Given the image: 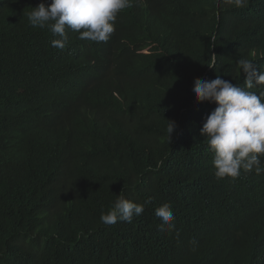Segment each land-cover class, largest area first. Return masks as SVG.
Masks as SVG:
<instances>
[{
  "label": "trees",
  "instance_id": "16d2710c",
  "mask_svg": "<svg viewBox=\"0 0 264 264\" xmlns=\"http://www.w3.org/2000/svg\"><path fill=\"white\" fill-rule=\"evenodd\" d=\"M42 2L0 0V264H264V172L215 177L192 91L264 72V0H132L64 49L29 24ZM119 195L144 212L103 224Z\"/></svg>",
  "mask_w": 264,
  "mask_h": 264
},
{
  "label": "clouds",
  "instance_id": "9594fccd",
  "mask_svg": "<svg viewBox=\"0 0 264 264\" xmlns=\"http://www.w3.org/2000/svg\"><path fill=\"white\" fill-rule=\"evenodd\" d=\"M244 0H237L243 4ZM132 6V0H51L46 6L40 3L27 14L29 24L48 29L53 47L64 49L69 42L67 31L79 33V39L106 43L115 31L120 12ZM245 74V87H239L217 76L207 81L195 79L193 95L197 103H214L216 107L207 115L201 135L214 153V175L217 179H236L241 170L256 174L264 172V91H249L254 85L264 84V72L257 71L248 59L238 61ZM168 121V120H167ZM169 139L175 122L168 121ZM144 204L117 196L116 201L100 219L105 225L118 221L131 223L133 216L144 212ZM161 220V229L175 228V217L169 203L155 209ZM195 244V241H192Z\"/></svg>",
  "mask_w": 264,
  "mask_h": 264
}]
</instances>
